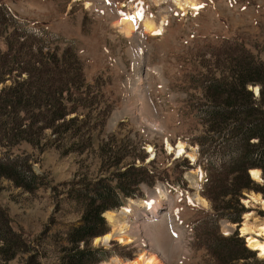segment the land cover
Masks as SVG:
<instances>
[{
  "label": "rangeland",
  "instance_id": "rangeland-1",
  "mask_svg": "<svg viewBox=\"0 0 264 264\" xmlns=\"http://www.w3.org/2000/svg\"><path fill=\"white\" fill-rule=\"evenodd\" d=\"M196 2L194 10L186 7L182 11L175 0H0V6H7L23 23L42 24L67 40L81 62L86 82H96L106 100L98 106L106 113L100 124L104 123L98 125L102 129L92 134L91 145L83 153L63 154L55 147L40 150L26 142L12 150L14 154L29 155L34 172L43 176L44 184L26 191L0 178V206L7 211L12 228L29 243L23 254L10 259L0 255V264H26V258L35 253L40 254L42 264H60V250L67 242L65 232L81 222L80 204L72 198L74 187L114 169L107 163L116 153L124 156L121 169L134 161L146 166L151 175L150 180L140 184L141 194L128 198L123 207L133 241L122 243L112 235L104 243L102 237L112 231L104 216L108 230L92 237L89 245L112 249L115 256L132 260L149 243L145 250L156 252L161 264H214L197 239L204 227L199 222L205 211L213 212L218 203L205 196L207 173L198 154L199 145L193 141L205 128L195 117L193 104L203 100L200 77L224 69L226 50L235 52L240 44L264 58V0ZM123 15L135 22L131 35L121 30L119 19ZM142 19L164 22L163 31L157 35L145 33ZM12 79L6 76L0 89ZM248 89L259 98L258 84ZM82 115L77 114V119ZM45 133L53 139L48 135L50 130ZM166 141L173 147L183 143L186 152H194L195 160L192 162L187 154L175 157L167 150ZM100 143L103 150H99ZM3 151L0 146V154ZM141 172L143 175L145 171ZM252 172L259 174L254 177ZM248 174L263 190L240 191L239 202L246 210L239 222L219 221L223 236L235 230L240 236L244 214H253L252 220L264 219L261 203L250 201L251 193L264 201L262 170L249 168ZM159 186L164 189L161 196L165 191L175 209L171 213L162 211L147 223L144 205ZM196 197L206 204L198 203ZM169 215H173V228L167 224ZM171 229L177 231L176 237ZM243 240L248 247L246 238ZM84 245L81 242L79 247Z\"/></svg>",
  "mask_w": 264,
  "mask_h": 264
},
{
  "label": "trees",
  "instance_id": "trees-1",
  "mask_svg": "<svg viewBox=\"0 0 264 264\" xmlns=\"http://www.w3.org/2000/svg\"><path fill=\"white\" fill-rule=\"evenodd\" d=\"M61 40L40 25L23 23L7 6H0V83L6 76L13 78L0 89V146L4 150L0 154V178L26 191L42 186L43 176L34 172L29 155L14 154V148L26 142L40 150L55 147L63 154L83 153L106 118L103 108L98 107L106 102L102 90L96 82H86L74 49L65 40V47H60ZM224 53V69L200 77L203 100L193 104L194 115L205 128L193 139L207 173L205 196L218 203L213 212L205 211L199 222L204 227L197 239L214 264H264L237 231L227 236L219 232L220 219L241 220L246 209L238 197L243 188L263 190L250 178L248 169H261L264 179V58L240 44L235 52ZM254 84L260 86L259 98L248 89ZM72 113L75 115L67 118ZM77 114L84 116L77 119ZM47 129L53 139L46 136ZM99 150H103V143ZM123 158L116 153L107 163L114 169L74 187L72 198L80 204L81 223L65 232L67 242L60 250V264H97L116 253L90 246L89 241L108 230L102 213L137 197L140 184L151 177L146 166L134 161L121 169ZM81 242L85 244L82 248ZM28 245L0 206V255L13 258L28 251ZM39 257L31 254L26 264H42Z\"/></svg>",
  "mask_w": 264,
  "mask_h": 264
},
{
  "label": "bare ground",
  "instance_id": "bare-ground-1",
  "mask_svg": "<svg viewBox=\"0 0 264 264\" xmlns=\"http://www.w3.org/2000/svg\"><path fill=\"white\" fill-rule=\"evenodd\" d=\"M155 1L160 2L164 0ZM175 2L178 8L182 11H184L186 7H189L191 10H194L197 7L196 0H175ZM137 11H139V8L136 10V12ZM131 18L127 15H123L119 19L121 30L125 33V35H131L133 31H135V22ZM163 23L164 22L155 23L152 19H142L141 27L145 33L149 35H157L163 31ZM148 148L150 151H152V148ZM166 148L169 152L173 151L176 155L175 157L187 154L186 157H189L192 162L195 160L194 152H186L185 145L181 142H177L176 145L173 147L168 141H166ZM258 174V172H252L251 175L256 177ZM161 190L164 189L159 186L156 189L155 193L151 195L150 200L148 199V203H150V212L152 214L157 215V217L162 214L161 210L159 211V209H162L161 199H163L165 191L161 196ZM152 197H155L156 199ZM195 200H197L200 204H206V202L200 197H196ZM250 201L259 202L264 208V201L261 200L259 195L251 193ZM146 205L147 204L145 203V206ZM120 209L121 210L119 211L106 210L103 213L107 221L112 225V231L105 233V235L102 237V241L104 243L108 242L112 235H116L118 241L122 243L128 244L133 241V237L128 232L127 224L125 223V208L121 207ZM252 215L253 214L251 213L244 214V220L239 230L242 235L246 236L248 246L252 249H256L258 255L264 257V219L258 220L257 218H254L252 220ZM150 239L151 238H149V240ZM150 244L152 245V242H150ZM147 245H149V243ZM146 247L144 249L140 248L136 257L132 260L121 259L118 256L114 255L109 257L106 261H102L100 264H161L156 252H148L147 250H145Z\"/></svg>",
  "mask_w": 264,
  "mask_h": 264
}]
</instances>
